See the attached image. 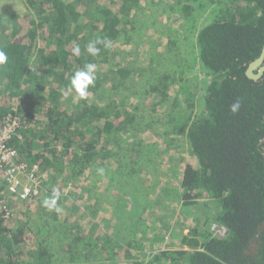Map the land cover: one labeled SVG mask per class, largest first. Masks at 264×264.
<instances>
[{
  "label": "trees",
  "instance_id": "trees-1",
  "mask_svg": "<svg viewBox=\"0 0 264 264\" xmlns=\"http://www.w3.org/2000/svg\"><path fill=\"white\" fill-rule=\"evenodd\" d=\"M162 1L185 18L196 8H210L209 22L195 32L206 77L200 91L195 84L189 98L179 97L172 84L189 77L167 67L172 55L165 50L147 55L140 70L132 59L119 61V55L131 54L119 43L141 44L133 35L142 0H23L26 12L0 13V50L8 56L0 65V120L16 110L21 126L10 145L54 181L67 171L68 180L98 168L110 174L114 164L121 179L142 174L154 157L141 133L162 136L168 145L184 138L189 158L175 203L195 213L194 225L180 248L148 264H264V73L258 79L245 74L264 44V0H194L197 7L193 0ZM98 38L110 46L98 45L99 55L92 56L85 48ZM77 44L79 56L73 54ZM88 63L97 66L96 81L80 99L69 82ZM197 95L199 106L186 114L190 105L182 107L183 101L193 107ZM237 100L233 114L230 105ZM143 105L156 114L161 106L162 115L153 121ZM137 189L123 193L134 206L115 213L117 233L77 221L70 227L75 233L46 239L40 236L45 228L53 230L47 218L33 234L25 224L0 225V264H144L140 257L149 237L139 212L147 209L143 202L137 207ZM202 197L204 208L196 210ZM212 222L225 229L222 236L209 229Z\"/></svg>",
  "mask_w": 264,
  "mask_h": 264
},
{
  "label": "rangeland",
  "instance_id": "rangeland-1",
  "mask_svg": "<svg viewBox=\"0 0 264 264\" xmlns=\"http://www.w3.org/2000/svg\"><path fill=\"white\" fill-rule=\"evenodd\" d=\"M164 2L162 0H142L145 9H142L136 16L138 21L135 27L136 33L133 35V40H135L136 44H141L137 47H132L130 45L122 46L123 44L119 43L124 48V51H131V54L130 56L119 55L118 59L122 62L132 59L131 64L140 70V65L147 55L150 56L154 52L160 53L165 50V56L167 53L172 55V59L167 61V67L170 66L169 69L177 68L178 74L182 71L189 77V79L187 78L189 81L180 80L178 83L172 84L175 87L174 91L176 93L179 91V97L183 100L192 95L195 90V84H197V91L204 88L206 77L200 69L195 32L209 22L210 8L208 10L206 8L204 11L201 8H196L192 15L185 18L171 10L169 12V7ZM192 3L193 6H198L194 0ZM25 6L23 0H0V13L22 14L26 12ZM209 7H212L211 4ZM142 37L143 41H141ZM169 39H171L170 44H174L167 49L165 45L167 46L166 41ZM148 45L154 46V51H148ZM139 49L140 53H138ZM142 55L145 56L142 57ZM181 58L182 61L179 60ZM170 92L173 94L172 91ZM195 99V105L192 104L194 108L191 107V104H187L186 99L183 101L182 107L186 108L190 105V107L186 108L188 112L186 114H189V112L193 114L196 111L201 97L197 95ZM134 100L131 98V101ZM143 107L145 108L144 113L146 115L150 114V118L153 121L156 120V116H159L158 114L162 115L161 106L156 107L157 114L146 105H143ZM139 109H142V103L139 104ZM140 136L145 142L144 145H148V149L152 147L153 150L150 156L154 157V161L150 163L152 165L147 166L149 169L145 172L149 173L147 175L151 178L150 180L149 177H146L147 180L145 181L141 180V178L145 177L143 176L145 174L143 171H140L142 174H133L121 179L117 174L119 171H117V165L115 164L109 170L111 177L107 173L98 174L97 170L99 168L91 173L86 171V173L76 176L73 180L67 179L66 174L69 173L68 171L67 173H61V177L55 178L56 181L50 180L51 176L47 173L48 176L44 186L46 192L35 199L21 201L15 199L12 202V217L6 221H1L0 225L11 229L16 225L25 224L27 229H32L28 232L32 233L39 229V231L43 230L45 226L42 224L45 221L44 218H47L48 222L46 223H51L53 230L45 228L40 236L46 239L51 235L54 237V234L62 233L64 236L71 232L75 233L76 231L70 229V227L77 221L83 223L97 222L99 227H102L109 234L117 233L119 231L115 213H120L124 210L130 211L134 206L133 199L128 198V195L123 196V193L129 189L131 191L133 188L134 190L138 188L137 190L139 191L134 195L138 200L136 205L139 208V203L143 202L146 204L145 208L147 210H141L139 218L143 219L144 226H147V237H149L145 244V254L141 255L140 261L148 264V260L158 258L159 262H163L166 258V253L162 252L180 248L182 236L187 234L194 225L192 215L195 213L191 212L190 208L184 210L179 203H175L178 181L181 178L184 162L189 158V153L186 142L183 140L184 138L177 139L175 144L168 145L164 137L157 136L154 133L143 132ZM133 167L138 169L136 164ZM54 189L58 190L60 194L57 206L62 211L59 213L54 210L49 211L42 206V201L46 197L51 196ZM123 197L129 202L126 204L122 203V200L124 201ZM148 197L149 201L147 202L146 199ZM205 201L204 197L199 198V203H197L199 205L196 204L198 209L195 206L193 207L196 210H203ZM156 208H159L160 212L156 213L154 211ZM196 212L200 214L198 211ZM209 229L215 230L216 234L220 236L225 233V229L218 227L215 222L210 223ZM69 230L71 231L69 232ZM219 231L220 233H218Z\"/></svg>",
  "mask_w": 264,
  "mask_h": 264
},
{
  "label": "built area",
  "instance_id": "built-area-1",
  "mask_svg": "<svg viewBox=\"0 0 264 264\" xmlns=\"http://www.w3.org/2000/svg\"><path fill=\"white\" fill-rule=\"evenodd\" d=\"M20 126L21 120L15 109L0 120V223L12 217L15 199H35L46 192L47 172L37 162L21 159L9 143L18 134Z\"/></svg>",
  "mask_w": 264,
  "mask_h": 264
},
{
  "label": "clouds",
  "instance_id": "clouds-1",
  "mask_svg": "<svg viewBox=\"0 0 264 264\" xmlns=\"http://www.w3.org/2000/svg\"><path fill=\"white\" fill-rule=\"evenodd\" d=\"M103 45L105 48H108L110 46V41L107 38L104 39H96L93 41H90L85 48V51L92 55V56H97L100 53V47L98 45ZM80 46L77 44L73 48V54L75 56L80 55ZM8 62V56L6 52L3 50H0V65L6 64ZM96 68L97 66L92 63H88L84 66L83 69L78 70L74 72L72 75L70 82H69V91H74L77 95L78 98L80 99H85L88 96V90L90 86L95 85L96 81ZM240 108V102L237 100L233 104L230 105V111L235 114L238 112ZM98 174L103 175L104 170L103 169H98ZM59 191L58 190H53L51 196L46 197L42 201V206L48 209L49 211H56L57 213L61 212L62 209L57 206V201L59 200Z\"/></svg>",
  "mask_w": 264,
  "mask_h": 264
},
{
  "label": "water",
  "instance_id": "water-1",
  "mask_svg": "<svg viewBox=\"0 0 264 264\" xmlns=\"http://www.w3.org/2000/svg\"><path fill=\"white\" fill-rule=\"evenodd\" d=\"M264 44L261 52L257 58H255L246 70V75L252 79H258L264 73ZM257 69L256 72L254 70Z\"/></svg>",
  "mask_w": 264,
  "mask_h": 264
},
{
  "label": "flooded vegetation",
  "instance_id": "flooded-vegetation-1",
  "mask_svg": "<svg viewBox=\"0 0 264 264\" xmlns=\"http://www.w3.org/2000/svg\"><path fill=\"white\" fill-rule=\"evenodd\" d=\"M253 61V60H252ZM252 61H250L249 63H248V65H247V67H246V69H245V74H246V70H247V68L249 67V65H250V63L252 62ZM264 63V62H263ZM257 71V69H255L254 70V72H256ZM247 76V75H246ZM248 77V76H247Z\"/></svg>",
  "mask_w": 264,
  "mask_h": 264
}]
</instances>
